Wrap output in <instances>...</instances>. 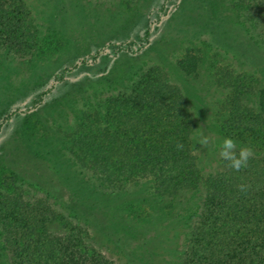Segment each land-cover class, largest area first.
<instances>
[{
  "label": "rangeland",
  "instance_id": "rangeland-1",
  "mask_svg": "<svg viewBox=\"0 0 264 264\" xmlns=\"http://www.w3.org/2000/svg\"><path fill=\"white\" fill-rule=\"evenodd\" d=\"M21 2L27 6L20 9L22 27H0V120L18 112L0 131V186L14 188V175L7 174H16L24 193L47 197L114 264H180L197 213L193 198L187 208L174 209L155 202L145 190L141 193L149 198L123 207L116 196L82 187L72 203L77 187L65 163L74 156V128L86 98L106 99L157 64L166 79L180 86L195 134L210 137L209 146L200 144L196 152L201 165L211 169L220 157L222 140L215 125L231 92L227 81L264 82V47L251 38L244 11L239 12L238 3L245 0ZM259 12L251 9L253 15ZM146 28L152 34L145 45L116 53L124 41L137 48ZM75 65L55 81L56 73ZM53 83L56 88L44 104L30 111L31 99ZM244 100L250 110L257 105L255 94ZM0 264H9L1 237Z\"/></svg>",
  "mask_w": 264,
  "mask_h": 264
},
{
  "label": "trees",
  "instance_id": "trees-1",
  "mask_svg": "<svg viewBox=\"0 0 264 264\" xmlns=\"http://www.w3.org/2000/svg\"><path fill=\"white\" fill-rule=\"evenodd\" d=\"M21 1L0 0V27H22L20 9L27 6ZM238 5L251 38L264 47V0ZM255 27L261 28L259 35ZM151 34L146 28L137 48L124 41L116 53L137 51ZM74 67L56 73L55 81ZM140 75L106 99L86 98L74 128V156L68 163L60 160L77 187L72 203L82 187L116 196L123 207L150 197L164 207L185 209L193 198L197 213L180 264H264V82L228 80L231 92L217 111V138H234L237 152L244 146L253 149L249 167L235 172L221 157L209 170L201 165L195 120L180 86L164 77L161 66ZM54 88L56 83L39 92L28 109L37 111ZM249 94L257 98L251 110L244 100ZM17 116V110L5 113L0 131ZM178 142L183 149L177 150ZM7 175H14V188L0 186V237L9 264H114L47 197L24 193L17 175ZM241 183L250 185L246 194L238 191ZM145 190L149 197L141 193Z\"/></svg>",
  "mask_w": 264,
  "mask_h": 264
},
{
  "label": "clouds",
  "instance_id": "clouds-1",
  "mask_svg": "<svg viewBox=\"0 0 264 264\" xmlns=\"http://www.w3.org/2000/svg\"><path fill=\"white\" fill-rule=\"evenodd\" d=\"M198 143L204 145L206 148L210 144V137L205 135L203 131L199 133ZM177 150L183 149L182 143L176 144ZM219 156L222 160L227 161V166L235 172H240L242 169L249 167V161L253 157V149L249 146H244L237 152V144L234 138L225 137L219 144ZM238 191L246 194L250 185L241 183L238 186Z\"/></svg>",
  "mask_w": 264,
  "mask_h": 264
}]
</instances>
